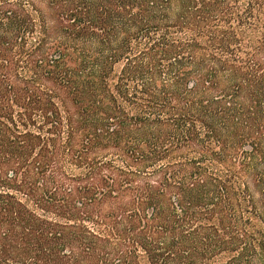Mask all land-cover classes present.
<instances>
[{
    "label": "trees",
    "instance_id": "obj_1",
    "mask_svg": "<svg viewBox=\"0 0 264 264\" xmlns=\"http://www.w3.org/2000/svg\"><path fill=\"white\" fill-rule=\"evenodd\" d=\"M0 264H264V0H0Z\"/></svg>",
    "mask_w": 264,
    "mask_h": 264
}]
</instances>
